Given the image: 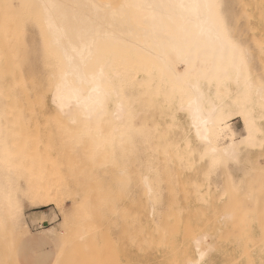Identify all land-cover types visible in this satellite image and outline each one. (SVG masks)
<instances>
[{"label":"rangeland","instance_id":"374dc122","mask_svg":"<svg viewBox=\"0 0 264 264\" xmlns=\"http://www.w3.org/2000/svg\"><path fill=\"white\" fill-rule=\"evenodd\" d=\"M216 11L231 40L240 47L249 72L264 87V4L250 6L252 17L247 0H216ZM49 57L36 22L24 14L0 10V144L7 141L9 145L7 156L0 155V264H53L62 254H67V261H78L90 256L85 257V252L93 255L94 248L104 252L102 264H187L196 256L194 241L206 234L212 247L206 264H264V227L258 223L262 216L257 218V208L264 205L258 202L264 200L260 179L263 176L264 180V145L261 149H243L235 167L228 163V171L217 170L210 177L193 157L178 156L184 134L191 136L182 128L174 129L167 137L180 144L170 148L167 155L152 151L154 146L145 144L139 129L132 130L137 132L134 144L113 141L108 146L94 139L86 125L68 124L56 113L49 92L56 64ZM181 123H185L184 116ZM162 124L167 128L166 120ZM234 133L237 141L244 138L240 119L234 121ZM112 153H117V158L111 159ZM124 153L130 157L123 162L120 156ZM151 163L158 172L150 171L149 175L158 188L156 193L160 190L156 217L150 215L151 205L145 201L142 182ZM44 197L53 199L54 204L39 206ZM248 199L257 208L253 206L252 210L251 203L246 206ZM231 201L241 206L238 209L244 202L247 208L242 210L252 217L249 223V217H243L236 233L238 226L233 220L239 217L231 218L235 211L228 207ZM226 207L230 209L225 211ZM237 211L238 215L241 210ZM63 214L69 218L61 228ZM14 219L16 228L23 225L21 232L27 230L29 236L12 232ZM184 226H190L194 234L185 236L189 230ZM51 228L61 232L55 236L44 234ZM169 229L176 231L172 234ZM240 230L242 234L238 235ZM75 247L82 256L72 259ZM94 254L91 258L97 259ZM91 258L92 264L95 260ZM84 261L80 262L88 263Z\"/></svg>","mask_w":264,"mask_h":264},{"label":"bare ground","instance_id":"6f19581e","mask_svg":"<svg viewBox=\"0 0 264 264\" xmlns=\"http://www.w3.org/2000/svg\"><path fill=\"white\" fill-rule=\"evenodd\" d=\"M247 3L250 12L253 3L262 5L264 0H247ZM2 9L24 14L36 22L45 40L49 59L56 64V69L50 75L52 106L66 123L86 125L94 139L104 141L108 146L113 141L134 144L137 132L132 130L139 129L143 132L145 144L154 146L152 151H162V154L167 155L170 148L180 145L167 137L174 129L182 128L191 136L184 134V146L182 152L177 151L178 156L182 159L193 157L196 163L204 165V172L208 177L213 176V172L217 170L231 168L228 163L235 167L240 162L243 149L263 147L264 87L249 72L240 47L231 40L219 21L216 0H0V10ZM250 14L252 17L251 12ZM126 87L128 91L124 90ZM181 116L185 118L183 124ZM236 119L244 124V138L239 141L235 139L234 133ZM164 120L167 128L163 127ZM8 147V142L2 141L1 156H7ZM134 153L133 151V158L136 159L138 156H134ZM116 156L117 153H112L110 158H117ZM120 157L124 162L130 156L124 153ZM151 164L145 170L148 174L142 175V182L146 190L144 194L147 195L145 201L151 205L150 215L156 217L155 202L160 199V190L157 195L158 188L149 175L156 170ZM189 165L193 167L192 164ZM252 172L254 175V171ZM123 173L122 171L121 174ZM262 177L260 179L263 185ZM227 185L230 186L231 183ZM255 185L258 187L257 183ZM227 190L231 191L233 188ZM236 190L234 188V192ZM195 192L197 193L196 190ZM263 194L261 195L264 196ZM256 196L255 199L252 198L255 202ZM249 201L245 202L246 206L251 203V199ZM263 201L261 198L258 202L264 204ZM52 204L53 199L44 197L39 206ZM243 204H239L243 206L242 209L247 208ZM233 205L236 206V202L228 207L242 212L237 215L233 211L231 214L233 219L234 216L239 217L233 220L234 226L240 225V220L245 217H249L248 223L252 220L251 216L247 217V211L238 209L241 206L237 204L239 207L236 206V210ZM262 207L264 205L260 209L256 207L257 218L262 216L259 218L261 221H257L260 224L262 222L260 226L264 227ZM229 209L226 207L225 211ZM63 216L61 228L67 225L69 218L68 215ZM16 220L13 221L12 232H21L23 225L16 228ZM152 223L154 225V221ZM189 227L187 229L184 226V229L189 230L185 236L194 234ZM173 228L176 229H170ZM175 229L170 230V233L174 234ZM238 229L239 226L237 230L234 229V233ZM241 230L238 235L242 234ZM59 232L61 229L51 228L46 229L44 234L55 236ZM164 232L166 234L165 229ZM23 234L30 235L27 230ZM158 234L161 236L160 231ZM88 241L89 244L93 242L90 239ZM197 241L200 251L205 254L204 260L207 261L212 248L207 234L194 241L195 247ZM131 242L129 239V243ZM92 246L94 248V243ZM88 249L87 252L90 251ZM94 249L97 259L91 258L92 254H88L89 252H85V257L90 255L93 261L97 260V264H102L104 252ZM74 250L76 254L72 253L74 257L70 258L82 256L81 250L78 253L76 247ZM67 257V254L58 255L53 264H64V261L65 264H71V261L83 264L80 262L82 260L87 264L92 262L89 257H80V263L77 259L67 261ZM197 258L196 254L187 264Z\"/></svg>","mask_w":264,"mask_h":264},{"label":"snow or ice","instance_id":"6c2138e0","mask_svg":"<svg viewBox=\"0 0 264 264\" xmlns=\"http://www.w3.org/2000/svg\"><path fill=\"white\" fill-rule=\"evenodd\" d=\"M225 30H226V25H225ZM197 247H196V254H197V259L193 260L190 262V264H206V261L204 260V253L200 251L199 248V241L196 242Z\"/></svg>","mask_w":264,"mask_h":264}]
</instances>
